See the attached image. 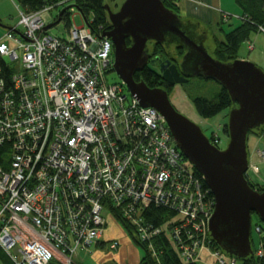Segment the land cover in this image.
Instances as JSON below:
<instances>
[{
    "label": "built area",
    "instance_id": "1",
    "mask_svg": "<svg viewBox=\"0 0 264 264\" xmlns=\"http://www.w3.org/2000/svg\"><path fill=\"white\" fill-rule=\"evenodd\" d=\"M66 2L20 10L0 37V145L10 147L9 162L0 165V246L11 264H76L79 251L96 247L110 220L117 222L115 212L153 253V239L165 232L185 263H201L206 254L214 264H237L211 247L215 197L204 191L165 118L142 106L122 80L108 81L112 41L75 21L66 39L45 30L59 17L53 9ZM4 61L19 68L9 87ZM152 203L175 212L168 229L146 221ZM254 226L256 254L263 256L264 224Z\"/></svg>",
    "mask_w": 264,
    "mask_h": 264
},
{
    "label": "water",
    "instance_id": "2",
    "mask_svg": "<svg viewBox=\"0 0 264 264\" xmlns=\"http://www.w3.org/2000/svg\"><path fill=\"white\" fill-rule=\"evenodd\" d=\"M69 8H63L57 21L45 30L61 22ZM105 9L112 30L102 37L114 42L116 72L142 106L155 108L165 118L176 145L202 175L215 197V211L209 221L211 238L229 256L237 260L248 258L253 254V214L264 223V191L254 189L247 178L248 136L250 131L264 127V70L249 60L223 62L210 55L204 44L196 43L182 30V19L168 9L163 0H125L117 12L108 4ZM85 22L89 26L88 21ZM0 26L12 29L1 21ZM168 33L196 52L198 60L192 73L187 72L183 64L184 74L181 75L173 64L164 72V77L172 84L186 83L190 77L216 81L228 91L234 103L229 112V142L225 149L216 146L198 124L179 112L166 90L149 87L134 78V74L148 64L145 56L148 42L161 44ZM128 38H131L130 46Z\"/></svg>",
    "mask_w": 264,
    "mask_h": 264
},
{
    "label": "trees",
    "instance_id": "3",
    "mask_svg": "<svg viewBox=\"0 0 264 264\" xmlns=\"http://www.w3.org/2000/svg\"><path fill=\"white\" fill-rule=\"evenodd\" d=\"M236 4L241 8L242 14L246 19L240 21V24L237 27H234L231 30H225L222 28L224 33V38L215 37V48L213 53L216 59H219L223 62H232L236 59H239V53L241 46L249 40L250 36L258 31L260 28L264 29V0H234ZM17 5L20 7V10L26 13H33L42 10L47 5H52L59 3L60 0H15ZM164 5L172 10L174 13H177L180 16V6L179 0H164ZM106 1L105 0H75L73 5H70L69 9L63 14L61 21H64L68 28L71 25L72 13L71 9L76 8L89 23V29L93 34L98 37L107 32L110 27V20L108 18V13L105 9ZM68 7V6H67ZM65 8V7H64ZM62 11V10H61ZM60 11V12H61ZM93 15L92 20L89 19V16ZM56 18L55 21H57ZM2 22V19L0 18ZM3 23V22H2ZM183 27L186 29L187 34L191 36L196 35L203 42H206L208 39L209 30L207 26L199 20L196 19H187L183 20ZM8 30V29H7ZM6 30V31H7ZM175 40L179 39L177 37H172ZM153 50L157 51L161 46L159 43H154ZM2 65V77L6 81V86L11 85V75L12 73L19 71V68L13 62H5ZM137 81H144L149 87H155L159 85L160 79L159 75L155 71H152L149 68H144L143 71L136 74ZM199 95L194 98V104L198 113L204 118H212L221 112L230 109L234 106V103L231 100V97L226 89L222 86L220 90L215 94V97H201ZM264 130V127L250 131L249 134H260ZM224 132L228 136V126L224 127ZM215 142L219 138H210ZM10 147L6 144L0 145V165L7 164L9 162L10 156ZM196 175L200 178L203 189L208 193V186L205 181L202 180L201 174L193 166ZM248 178V177H247ZM250 185L259 191H264V185H259L253 183L248 178ZM212 196V195H209ZM146 221L150 225H160L163 228L168 229V225L165 222L176 216L175 212L165 205L154 204L152 203L144 213ZM257 216V215H256ZM115 217L117 222L127 230L131 235L133 240L140 248L143 250V255L140 261L137 264H200V262H189L185 263L174 242L169 238V236L164 232L158 235L153 239L152 245L154 252L149 249L148 243H141L137 239L135 229L127 219L122 218L121 214L115 212ZM259 223L261 220L257 216ZM165 229V231H166ZM184 236V233H183ZM252 240V237H251ZM264 241V239H263ZM101 242V241H100ZM253 244V240H252ZM211 247L213 250H222L220 246L211 238ZM253 247V246H252ZM155 254V255H154ZM0 259L4 264H10L8 255L4 252L0 246ZM241 264H264V255L258 256L256 250L254 253L246 259L240 260ZM106 264H116V263H106Z\"/></svg>",
    "mask_w": 264,
    "mask_h": 264
},
{
    "label": "rangeland",
    "instance_id": "4",
    "mask_svg": "<svg viewBox=\"0 0 264 264\" xmlns=\"http://www.w3.org/2000/svg\"><path fill=\"white\" fill-rule=\"evenodd\" d=\"M9 1L12 3L11 4L12 6L10 7L11 15H9L6 18H1V19H2V22L5 26L13 27L17 23V20L19 18L20 7L17 5L15 0H9ZM62 1H67V2L63 6H59V7L53 9L52 14L54 17H57L59 15L60 11L64 7H67V6L74 4V2L72 0H60V3ZM105 1H106V4H108L110 6L111 10L114 12H116L118 9H120V7L125 2V0H105ZM182 1H184V0H182ZM186 1H189L193 4L196 3L197 5H199V7H203L205 5L201 0H186ZM182 5H185V4L183 3ZM179 6H180V4H179ZM220 12L222 13L221 15H222L223 19L226 20V15H225L226 12L222 11V10ZM71 13H72V18H71L72 23H74V21H75V23L78 26H81L85 23V18L76 8H72ZM92 18H93V15H90L89 19L92 20ZM180 18H181V16H180ZM205 25L207 26L209 32H207L208 33V39L206 42H204V45L208 49L210 55L215 57V55L213 53V50L215 48L214 38L218 37V38L223 39L224 33H223L222 28H224L225 30H230L231 28H230V26H228V24L222 23V21H220L219 17H216V20H214V22H210L208 25L207 24H205ZM6 30H7L6 28L0 26V37L6 32ZM48 32L52 35H56V36H58L60 38H64V39L68 38V36H69L68 26L66 25V23L64 21H61L57 25H54L53 27H51L48 30ZM251 49H253V47ZM250 54H251L250 51L248 50L246 44L244 43L242 45V48L240 51V56L246 57V56H249ZM107 79L110 83L121 80L120 76L118 75V73L116 71L109 73L107 75ZM220 88H221V85L219 83H217L216 81L204 80V79H193V80H191L190 84H188V85L176 86L173 89V92L170 96V100L179 112L184 114L186 117H188L194 123L198 124L202 128V130L204 131L206 136H208L209 138H214V139L219 138L220 139V148L225 149L228 145L229 138L224 132V127L228 124L230 109H227V110L221 112L220 114L216 115L215 117L204 118L198 113V111L194 105V101H193V99L199 95H204V96L210 97V98L215 97V94L220 90ZM251 135L252 134H249V138ZM251 146H253V145H251ZM262 146H263V144L260 143L259 147L262 148ZM260 150H262V149H260ZM259 156H260V152H259ZM255 164L259 168L260 173L257 175L250 173L251 178H252L251 181L255 184L264 185V158H262L260 156V159H257V162H255ZM257 221H258V219H257L256 214H253L252 224L254 225ZM115 222L116 221L110 220L111 224L115 223ZM110 223H109V225H110ZM115 225H117L123 229V231L127 237V241H128V242L126 241L127 244L124 242L122 243L120 238H118L119 236L114 234L115 239L119 240V242L121 244L118 249L113 250V249H110L109 247H102V246H99V247L96 246L95 247V246H93L90 249L91 253L89 255L82 252V251H79L78 264H99V262H104L103 260H105V264H106V261H107V263L123 264L122 259L129 258L130 251L132 250V248L138 249L140 251L141 255H143V250L140 248L139 245H137L135 243V241L133 240L131 235L127 232V230H125V228L123 226H121L118 222H116ZM107 232H108V230H107ZM105 235H106V233H105ZM105 235H104V237H106ZM104 240L105 239H103L102 241H104ZM252 240H253V244H252L253 250H257L261 245V239H260V235L255 231V226L252 228ZM205 257L209 261V263L212 264L214 262V260L212 258L208 257L206 254H205ZM9 260H10V258H9ZM0 264H4L1 261V259H0ZM10 264H11V260H10ZM200 264H208V263L205 260V261H202ZM237 264H241V261H238Z\"/></svg>",
    "mask_w": 264,
    "mask_h": 264
},
{
    "label": "crops",
    "instance_id": "5",
    "mask_svg": "<svg viewBox=\"0 0 264 264\" xmlns=\"http://www.w3.org/2000/svg\"><path fill=\"white\" fill-rule=\"evenodd\" d=\"M201 1L205 4L203 7H199V5H197L196 3L193 4L186 0L181 1L179 3L180 8H181V12H180L181 19L182 20L196 19L208 25L210 22H214V20H216V17H219L220 21H222V23L228 24V26H230L231 29H233L234 27H237L240 24V20L236 18L231 19V20H224L221 15L222 13L220 12L222 10L232 15H241L242 10L236 4L234 0H201ZM183 3L185 5H182ZM11 4L12 3L9 0H0V18H6L9 15H11V9H10V7L12 6ZM245 44L251 54L249 56L243 57V56H240V53H239V59H243V60L248 59L254 62L256 65H258L264 70V32L260 30L252 34L249 40L245 42ZM251 46L253 47V49L250 48ZM260 143L263 144L262 148L259 147ZM260 149H264V130L260 134H252L250 138L248 136V150H249L250 165H256L255 162H257V159H260V156H259V152L261 151ZM250 173L257 175L256 172L252 171L250 168L248 174L251 180L252 178H251ZM115 223H112V224L110 223V225H108L107 227L108 232L106 230V235H105L106 237L104 236L102 237L101 242L97 245V247L99 246L108 247L105 244L107 243V241L113 238L115 239L114 234L119 236L118 238H120L122 243L124 242L127 244L128 242L127 237L123 229L115 225ZM103 239L105 240L102 241ZM82 252L88 255L91 253V251H85V250H82ZM141 257L142 255L140 251L138 249L132 248V250L130 251L129 258L122 259V263L123 264H137L140 261ZM78 260L79 258L77 259L76 264H78ZM205 260L208 264H211L206 259V257H204V261ZM103 261L104 262H99V264H103V263L105 264V260ZM212 264H214V262Z\"/></svg>",
    "mask_w": 264,
    "mask_h": 264
},
{
    "label": "flooded vegetation",
    "instance_id": "6",
    "mask_svg": "<svg viewBox=\"0 0 264 264\" xmlns=\"http://www.w3.org/2000/svg\"><path fill=\"white\" fill-rule=\"evenodd\" d=\"M111 30H112V27H111V22H110V27L107 30V32H109ZM182 30L185 31V33L187 34L186 29L183 27V24H182ZM187 35L192 40H194L196 43L204 44V41L202 42L197 35H196V37L195 36L193 37L189 34H187ZM172 37H177V36L173 35L172 33H168L165 37V41L160 44L161 47L157 51L153 50L154 49L153 46L155 45L154 43H156V42L149 41L147 44V47H146V55H145L148 57V64L145 68H149L152 71H155L156 74L159 75L160 79H162L160 81L159 85H157L155 87H159V88L166 90L169 94V97L171 96L173 89L176 86L188 85V84H190L191 80H193V79H203V78H199V77H197V78L196 77H193V78L190 77L189 81L186 83L172 84L170 82V80H168L164 77V72H166L167 70L169 71L170 66L173 64H175L177 66V69L181 75L184 74L183 69H182L183 64H184V66H186L187 72L192 73L193 66H194V64L197 63V60H198V54L196 52L190 50L184 43H182L178 40H175ZM110 40L112 41V39H110ZM112 43L114 46V57H115V45H114L113 41H112ZM127 44H128V46L131 45V38L127 39ZM187 54H188V56L186 57ZM168 62H170V64H168ZM114 63H115V60H114ZM162 66L164 67L163 70H162ZM114 71H116L115 68H114ZM141 71H143V70H141ZM141 71H138L134 74V78L136 81H137V79L135 76L137 73H139ZM170 74L171 73L168 72V75H170ZM170 79L173 80V77L170 76ZM201 97H205V96L203 95ZM193 101H194V99H193Z\"/></svg>",
    "mask_w": 264,
    "mask_h": 264
}]
</instances>
